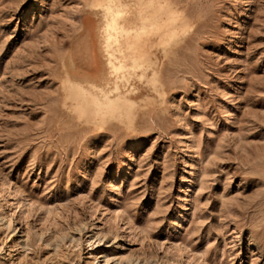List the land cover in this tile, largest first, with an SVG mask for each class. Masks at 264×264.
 I'll list each match as a JSON object with an SVG mask.
<instances>
[{"label": "rangeland", "instance_id": "1", "mask_svg": "<svg viewBox=\"0 0 264 264\" xmlns=\"http://www.w3.org/2000/svg\"><path fill=\"white\" fill-rule=\"evenodd\" d=\"M0 193V264H264V0H0Z\"/></svg>", "mask_w": 264, "mask_h": 264}, {"label": "bare ground", "instance_id": "2", "mask_svg": "<svg viewBox=\"0 0 264 264\" xmlns=\"http://www.w3.org/2000/svg\"><path fill=\"white\" fill-rule=\"evenodd\" d=\"M244 10H245V9H244ZM240 13H241V12H240ZM243 15H244V14H243ZM239 16H240V15H239ZM240 17H241V16H240ZM241 19H242V18H241ZM130 155H131V154H130ZM188 156H189V155H188ZM188 158H189V157H188ZM131 159H132V158H131ZM189 160H190V159H189ZM128 161H129V159H128ZM124 164H126V163H124ZM126 166H127V165H126ZM0 194H1V193H0ZM117 237H118V236H117ZM121 237H122V236H121ZM118 238H119V237H118ZM118 238H117V239H118ZM117 239H116V240H117ZM119 245H120V244H119ZM119 247H120V246H119ZM104 261H105V262H104V264H106V263L108 262V260H107V259H106V260H104Z\"/></svg>", "mask_w": 264, "mask_h": 264}]
</instances>
